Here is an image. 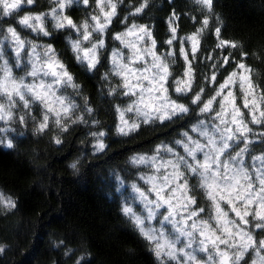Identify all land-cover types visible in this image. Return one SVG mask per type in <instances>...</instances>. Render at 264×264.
<instances>
[{
    "label": "snow or ice",
    "instance_id": "6c2138e0",
    "mask_svg": "<svg viewBox=\"0 0 264 264\" xmlns=\"http://www.w3.org/2000/svg\"><path fill=\"white\" fill-rule=\"evenodd\" d=\"M195 2L212 13L213 0ZM51 3L53 7L48 12L22 14L36 0H0V17L12 18L21 31L36 36L51 35L46 19L55 30L68 29L71 34L67 42L77 64L89 72L96 70L106 49L105 35L123 0H92L90 14L80 22L67 15L66 9L73 4L89 6L90 0H51ZM146 6L147 0H142L129 15L141 13ZM192 19L195 21V17ZM178 20L175 13L168 20L171 38L164 42L169 46L166 52L156 51L157 41L149 26L128 24V17L121 21L125 24L124 31L112 36L121 47L108 49L110 67L103 79L108 82L112 76L120 80L117 87L109 88V95L119 91L130 98L123 108L116 106L120 134L136 131L141 123L175 122L190 113L200 117L180 134L181 138L157 145L150 154L132 157V165L147 171L140 172L138 181L130 184L131 196L121 211L152 246L160 264H241L249 250L255 257L252 264H264V238L257 240L253 235L255 230L264 231V152L256 154L250 148L252 144L264 143V132L257 133L249 127L264 125V91L258 92L249 75L251 68L243 62L247 53H241L240 61L233 57L234 70L218 85L216 65L221 68L227 65L231 53L211 65V76L203 77L205 83L216 85L210 96L204 98L202 85L193 91L192 64L200 37L209 25V16L205 15L196 32L179 37V54L185 68L179 77L172 79V93L176 97L173 98L168 80L172 76L170 64L176 62L172 46L178 38L173 24ZM16 26L0 28V121L23 124L28 116L37 123L38 132L47 129L50 120L61 131H67L69 123L85 122L83 113L91 114L92 108L85 103L83 113L78 114L80 105L67 90L71 88L78 94L80 85L67 65L51 44L22 36ZM220 33L221 28L215 27L217 48L240 47L234 41L221 39ZM185 42L190 49L185 48ZM17 69L21 74H16ZM237 84L240 105L233 91ZM184 99L187 103L182 102ZM33 106L39 108L38 121L32 115ZM242 108L247 110V116ZM127 113L135 119H125ZM92 135L97 138L96 150L103 151L105 133ZM257 136L259 140L255 139ZM54 142L62 141L55 138ZM2 143L4 138H0ZM5 146L13 147L12 140L7 139ZM71 166L75 168L76 164ZM193 178L195 183L190 184ZM120 185L124 186L123 180ZM197 192L207 202V209L198 205ZM0 205L15 207L11 197L5 198L2 192ZM250 216L255 222L251 227ZM3 250L0 247V252Z\"/></svg>",
    "mask_w": 264,
    "mask_h": 264
},
{
    "label": "trees",
    "instance_id": "16d2710c",
    "mask_svg": "<svg viewBox=\"0 0 264 264\" xmlns=\"http://www.w3.org/2000/svg\"><path fill=\"white\" fill-rule=\"evenodd\" d=\"M141 3L142 0H123L118 4L117 16L105 35L106 49L92 72L74 59L67 42L71 34L68 29L55 30L46 19L51 35L36 36L21 31L12 18L0 17V28L16 26L22 36L40 44H51L80 85L78 94L71 88L67 90L80 105L78 114L83 113L85 103L92 108L91 114L83 113L85 122L69 123L67 131L56 128L51 120L43 132L36 130L37 123L29 117L24 124L12 122L15 127L10 135L13 147L0 144V192L5 198L11 197L15 207L0 205V247L4 249L0 252V264H160L152 246L121 211L128 185L138 181L140 172L147 171L130 161L135 155L150 154L157 145L181 138L180 134L200 117L190 113L175 122L141 123L128 135L117 131L119 113L116 106L123 108L130 98L120 95L119 91L109 95V88L117 87L120 80L110 76L106 82L103 74L110 67L108 49L120 47L112 36L124 31L125 24L121 23L124 17H128V24L149 26L157 41L158 53L169 49L164 43L171 38L169 18L173 13L179 17L173 24L177 27L178 39L172 46L176 50V62L170 64V94H173V77H179L185 68L179 54V37L196 32L205 15L209 16V25L200 37L199 50L192 64L195 71L193 91L202 85L204 98L212 94L216 85L205 83L203 77L211 76V65L229 53L227 65L222 68L216 65L219 69L216 84L223 82L234 70L233 57L240 61L241 53H247L243 62L251 68L250 76L258 92L264 91V0H213L212 13L202 10L195 0H147L141 13L129 15ZM91 5L92 0L89 6L73 4L66 9V14L80 22L90 14ZM51 7V0H36V4L22 14L48 12ZM215 27L221 28V39L234 41L240 47L217 48ZM184 46L190 49L189 43L185 42ZM192 59L189 51V60ZM173 98H176L174 94ZM182 102L187 103V100ZM35 115L38 121V108ZM252 126L264 132V125ZM95 132L105 133L103 151L94 147L97 138L92 133ZM55 138L62 142L56 144ZM250 148L260 154L264 152V143L252 144ZM73 163L75 168L71 166ZM120 180L124 181V187ZM194 183L195 178L190 180V184ZM197 203L207 209V202L198 192ZM255 234L257 238H264V231L257 230Z\"/></svg>",
    "mask_w": 264,
    "mask_h": 264
},
{
    "label": "rangeland",
    "instance_id": "374dc122",
    "mask_svg": "<svg viewBox=\"0 0 264 264\" xmlns=\"http://www.w3.org/2000/svg\"><path fill=\"white\" fill-rule=\"evenodd\" d=\"M35 14V13H34ZM85 46H87V45H85ZM120 47H121V45H120ZM7 51V50H6ZM125 51V54L127 55V49H125L124 50ZM157 51V50H156ZM16 71V74H21L20 73V70H15ZM249 75H250V73H249ZM233 91L235 92V95H236V103H237V105H240L241 103H242V100H241V94H240V91H239V87H238V84L235 86V88L233 89ZM36 106H33V109H32V115H34V116H36L35 115V109H37L38 107H36ZM242 111H244L245 112V115L247 116V110H245V109H241ZM38 111H39V108H38ZM26 117H28V116H25V118ZM125 119H128L129 121H131L132 119H135V117L133 116V114H131V113H127L126 115H125ZM12 122H15V120L14 121H12ZM12 122H10V123H5L4 121H0V129H9L8 131H0V138H4L5 139V145H6V141H7V139H10V135L11 134H13L15 131H14V125L12 124ZM50 122V121H49ZM120 123H121V121H120V116H119V125H120ZM24 124V123H23ZM249 127H251V128H253V131H255V132H257V133H260V131H258V130H256V129H254V127L252 126V125H249ZM190 134H192V133H190ZM192 135H195V134H192ZM250 138H252V137H250ZM129 186V188H127V193H126V199H128L130 196H131V189H130V184L128 185ZM143 186V185H142ZM124 187V186H123ZM136 207H137V210H139V205L137 204L136 205ZM203 215V214H202ZM231 215V214H230ZM249 221H250V225H249V227H251V224L252 223H255L253 220H252V217L250 216L249 218ZM255 231H257V230H255ZM255 231L253 232V235L255 236V238L257 239V240H259L260 238H257V236H256V234H255ZM262 254H264V253H262ZM255 257H254V254H253V252H252V250H249V252L248 253H246L245 254V256H244V259L241 261V264H242V262L244 261V260H246L247 261V264H252V261H253V259H254ZM201 259H203V254H201Z\"/></svg>",
    "mask_w": 264,
    "mask_h": 264
}]
</instances>
